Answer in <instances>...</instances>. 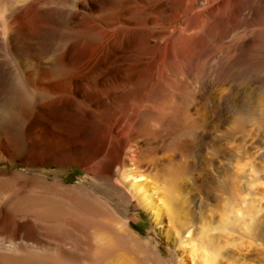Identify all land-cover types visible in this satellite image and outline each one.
I'll return each mask as SVG.
<instances>
[{
  "label": "rangeland",
  "instance_id": "rangeland-1",
  "mask_svg": "<svg viewBox=\"0 0 264 264\" xmlns=\"http://www.w3.org/2000/svg\"><path fill=\"white\" fill-rule=\"evenodd\" d=\"M51 2L55 0H46V3L45 0H0V38L9 39L5 49L0 48L1 65L3 60L12 57L11 36L18 37L19 48L24 47L26 52L30 50L26 53L28 57L40 62L54 60L64 53L67 44L82 36V31L75 24L60 23L45 16L46 12L43 11ZM261 14L248 20L242 17L239 25L224 35L223 40L215 37L209 39L208 48L195 59L188 50L200 46L202 39L207 40L205 32L209 22L200 14L191 18L193 31L181 39L177 48L175 80L169 82L160 75L151 100L143 103L144 113L139 118L129 117L123 131L134 139L145 161L156 167L153 175L145 177V181L136 184L133 189L130 182L124 187L119 186L114 179L89 174L74 163L57 164L54 160L41 162L27 158L34 140L44 138L49 132L68 133L83 128L90 123L91 117H69L72 113L70 109L67 110L70 113L64 112V116H52L47 106L60 96L56 94L57 87L49 85L46 80H32L24 74L23 66L15 80L0 73V147L4 145L9 150L6 155L0 151V186H3L0 190V207L7 201L15 203L21 200L27 196L29 187L38 189L37 186L44 181L52 184L64 182L71 188L59 199L62 202L61 212L46 214L48 223L34 222L37 232L35 240L41 241L40 245L48 250L59 251L61 259L50 253L36 254L35 241L23 233L19 234L25 215L15 212L7 227L4 224L8 219L1 213L0 264H110L113 247L140 258L144 264H153L155 257L148 251L150 249L135 241L129 232L141 236L144 242L159 244L163 255L172 264H183L182 250L177 249L168 238L174 235L169 219L173 213L179 212L183 216L193 206L199 208L202 216L196 233L192 235L195 239L198 233L200 235L207 229L208 224L216 221L220 223L219 233L230 234L227 226L230 227L233 220L229 211L233 206L236 210H242L240 223L247 230L243 235L231 233L233 239L228 247L240 263L264 264L263 231L260 228L259 233L251 237L250 217L258 213L259 218L264 219L260 184L264 178V114L260 113V110H264V13ZM251 26L254 30L258 28L256 30L262 33V37L258 35L254 46H247L243 40L253 30ZM201 34H205V37L202 38ZM236 36L239 40L235 39ZM229 41L232 43L229 44ZM215 51L218 55L223 54V59L219 60V56L216 58ZM16 58L21 61V57ZM96 118L103 121L104 117ZM49 121L58 125L56 130L54 127L48 130ZM219 172H222V176ZM224 172H230L232 176L224 177ZM212 182L226 184L224 193L218 194H223L224 198H220L223 208L215 212V220L211 217V211L217 202L207 199ZM81 187L89 189L91 194L82 195ZM140 187L145 198L142 197L144 193L137 192ZM141 198L147 206H143ZM85 199L92 208L86 213L77 207ZM51 205L55 206L53 202ZM40 208L35 207L27 212L35 220L38 212L44 210ZM59 218L61 226L57 228L51 221ZM222 245L226 246L224 243ZM196 247L198 241L188 245L191 250L196 251ZM13 248L28 249L31 254L11 255L8 251ZM190 253L187 252V255Z\"/></svg>",
  "mask_w": 264,
  "mask_h": 264
},
{
  "label": "bare ground",
  "instance_id": "bare-ground-1",
  "mask_svg": "<svg viewBox=\"0 0 264 264\" xmlns=\"http://www.w3.org/2000/svg\"><path fill=\"white\" fill-rule=\"evenodd\" d=\"M56 1L51 2L53 4L48 3L47 8L45 6L46 9L43 11L46 12L45 16L60 23L75 24L79 31H82V36L75 37L74 41L66 45L64 53L50 62H40L34 57H28L26 53H29L30 50L26 52L27 49L23 50L24 47L19 48L17 44L18 37L11 36L9 43L12 46V57H10L11 59L3 60L5 62H2V65L0 64V73L3 77L15 80L19 69L23 66L24 74L28 75L32 80H46L49 85L57 87L56 94L60 96L47 106L51 110L52 116H64V112H69L67 110L70 109L72 113L69 117H91V121L88 124L85 123V127L78 130L75 129L73 132L52 134L49 132L44 138L39 139L37 137L39 140L33 139L34 141L26 157L41 162L54 160L57 164L63 162L74 163L89 174H100L103 178L114 179L113 181L119 186L124 187L127 182H130L132 189L136 184L145 181V177L153 175L156 167L145 161L134 139L125 135L123 131L128 124L129 117L139 118L144 113L143 103L151 100L150 97H152L153 90L158 86L160 75H163L169 82L175 80V63L178 60L177 48L181 39L187 37L193 31L190 23L191 18L200 14L202 18L209 22V24L208 22L206 23L209 25L205 32L207 38L205 34H201V37H205L207 40L203 41L202 39L203 43L200 46L191 47L188 50L189 55L195 59L201 57L208 48L209 39L215 37L221 40L224 35H228L231 30L233 31L239 25L242 17L246 19L254 18L264 13V0H73L70 3ZM13 19L15 20V18ZM14 20H11L12 24H14ZM30 27L29 29H31ZM256 29L254 30L253 27V30L251 29L252 31L247 33V36H244L243 43L245 45L252 46L256 42L258 35L262 37V33L260 34ZM236 37L235 39L239 40ZM0 40V48H4L9 39L6 41L5 38H0ZM231 43L229 41V44ZM212 46H214L213 43ZM194 50L196 53L193 52ZM215 52L217 54L216 58L219 56L218 58L221 60L223 54L218 55L219 53ZM209 55L211 56V54ZM16 57H21V61ZM207 60L209 61V59ZM254 111L252 110V112ZM261 112L264 114V110H260ZM96 117L104 118L103 121H98ZM57 126L50 122L48 130L51 131L53 127L56 130ZM7 148L4 145L0 147L2 154L6 155L9 152ZM234 156L237 155L235 154ZM219 173L222 176V172ZM223 175L224 177L232 176L230 172H224ZM224 182H212V189L207 193V199L217 202L211 211V217L214 220L216 219L215 212L222 207L221 202L223 200L221 201L220 198L223 197V194L220 196L218 194L224 193L226 189ZM260 184L262 185L261 195L264 198V178ZM37 187L38 189L29 187L27 196L15 203L5 202L0 207V214L6 215L8 220L4 225L7 227H9L10 218L15 212L25 215V221L21 225L23 229L18 231L19 234L23 233L35 241L34 252L36 254L44 255L50 253V255L59 260L61 259L59 251L48 250L40 245L41 241L35 240L37 232L34 222L48 223L46 214L49 212H61L62 202L59 199L61 195L71 191V188L66 186L64 182L52 184L45 181ZM1 189H3V186H0ZM81 190L82 195L90 193L89 189L85 187H81ZM137 192L138 194L144 193L141 187ZM142 197L145 198V193ZM143 200L141 198V203L143 206H147L145 200ZM52 202L55 206L51 205ZM173 203H176V201H173ZM34 206L44 209L38 212L37 217L33 216L35 220L27 212L31 211L30 209H35ZM180 206H182V203ZM77 207L85 213L92 209L86 199L81 204L79 203ZM78 208L77 210H79ZM198 209L197 206H193L183 216L179 212L173 213L169 219L174 228V235L168 238L177 249L182 250L183 258L181 261L183 264L240 263L241 261H236L234 256H232V249L228 245L233 239L230 236L231 233L243 235L247 230L240 223V219L243 216L242 210H236L235 206L230 209L229 213L232 215L231 218L233 220L232 227L227 226V230L231 232L230 234L219 233L220 223L216 221L213 224H206L207 229L202 231L200 235L198 233V238L195 239L192 235L194 236V233H196L195 229L202 218ZM252 209L254 208L252 207ZM250 217L252 222V225L249 224L251 225V237H254L256 232L259 233L260 228H262L264 236V219L259 218L258 213L250 215ZM60 221L61 218L51 222L54 226L60 228ZM209 232L214 233L210 234ZM129 233L135 241L140 244L143 243L146 248L150 249L148 251L152 252L155 257L153 264H172L163 255L159 244L152 241L144 242L141 236L133 232ZM196 241H198V248H195L196 251L189 249L188 245ZM223 243L226 246L222 247ZM114 248L113 252H111L110 264H144V261L140 260V258H135L132 254L123 253L116 248L114 250ZM262 251L264 256V248ZM187 252L191 253L187 255ZM8 253L18 256L19 254H31L28 249L19 248H13Z\"/></svg>",
  "mask_w": 264,
  "mask_h": 264
}]
</instances>
